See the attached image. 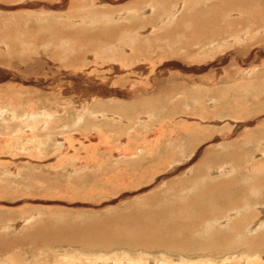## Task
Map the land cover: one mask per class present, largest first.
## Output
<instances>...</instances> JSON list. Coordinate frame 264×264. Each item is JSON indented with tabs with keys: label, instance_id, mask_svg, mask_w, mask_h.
Returning <instances> with one entry per match:
<instances>
[{
	"label": "rangeland",
	"instance_id": "obj_1",
	"mask_svg": "<svg viewBox=\"0 0 264 264\" xmlns=\"http://www.w3.org/2000/svg\"><path fill=\"white\" fill-rule=\"evenodd\" d=\"M263 231L264 0H0V264H264Z\"/></svg>",
	"mask_w": 264,
	"mask_h": 264
},
{
	"label": "bare ground",
	"instance_id": "obj_2",
	"mask_svg": "<svg viewBox=\"0 0 264 264\" xmlns=\"http://www.w3.org/2000/svg\"><path fill=\"white\" fill-rule=\"evenodd\" d=\"M214 34V33H213ZM88 98V97H87ZM76 102H81V105H78V106H80L81 108H85L88 104H89V100L88 99H82V100H78V101H76ZM82 110V109H81ZM32 112V111H31ZM83 113V112H82ZM35 114V113H34ZM47 114V113H46ZM52 114V113H51ZM12 115H14V114H12ZM93 115V114H92ZM16 117V116H15ZM30 118L32 119L33 118V121H34V126H36V116L35 115H33L32 113L30 114V113H28V114H26L24 117H23V119H24V121L26 120V121H28V119L30 120ZM83 118V117H82ZM40 120V119H39ZM39 120H37V122L39 121ZM81 122V121H80ZM79 122V123H80ZM45 123V122H44ZM74 123V122H73ZM78 124V123H77ZM28 125V124H27ZM80 125V124H79ZM78 125V126H79ZM88 126V125H87ZM29 127V126H28ZM29 135V134H28ZM33 139V138H32ZM34 139H36V138H34ZM27 142H28V140H27ZM158 215H160V214H158ZM157 216V215H156ZM163 217V216H162ZM149 220V219H148ZM157 221V220H156ZM177 223H178V221L177 220H175ZM255 221H257V220H255ZM144 223H146V222H144ZM152 223V222H151ZM180 223V222H179ZM259 223V222H258ZM255 224H256V222H255ZM145 225V224H144ZM147 225H149V224H147ZM147 225H146V227H147ZM150 226V225H149ZM154 226V227H153ZM180 226H182V225H180ZM180 226L179 227H177V225L174 223V221H172V219H169V220H167L165 223H161V224H159V226H158V232H152V236H154L155 235V237L156 238H154V240H156V241H163V240H165V238L167 237L168 238V236H169V238H173L172 240L171 239H168L167 241H164V242H160V243H166V242H172V243H176V246L177 245H183V247L185 246V244L187 245V246H189V245H191L192 244V242H194V244H197V245H200L199 247V249L201 250V251H203V252H206V250L208 249L209 251L210 250H213V248H217V247H215L214 245H213V243H215V241H217V238L220 236V238H218L219 239V241L221 240H225V241H227L228 240V237L231 235V233L232 232H239V229H238V227L237 228H233V229H231V232H230V235L229 234H227V233H224L223 231H221V230H216V231H214L215 232V235H214V237L212 236V239L211 240H207V241H205V240H199V238H196V240H194V239H191V240H189L190 239V236L191 235H189L190 234V232H189V230L190 229H186V228H182L181 227V229L183 230V232L181 231V232H179L180 234H178V232H177V228H180ZM255 226V225H254ZM140 227V226H139ZM152 227L154 228V229H156L157 227H156V223L155 224H153L152 223ZM171 227L172 229H169V228ZM177 227V228H176ZM185 227H187V226H185ZM161 228V229H160ZM250 228V227H249ZM146 229V228H145ZM153 229V230H154ZM163 229H165V231L163 230ZM166 229H168V231H166ZM176 231H174V230ZM181 229H179V231L181 230ZM148 230V229H147ZM161 231H163V232H161ZM188 232H189V234H188ZM182 233H183V235H182ZM232 234H234V233H232ZM240 234V233H239ZM242 234V233H241ZM223 235V236H222ZM225 235V236H224ZM236 235H238V233L236 234ZM235 236V235H234ZM226 237V238H225ZM233 237V235H231V238ZM245 239V238H244ZM256 241V243H253L252 241ZM188 241H191V243H189ZM210 241L212 242V245H211V243H210ZM225 241L223 242V244H222V246H218V249H219V251L220 250H222L223 251V249H224V247L223 246H226V245H229V246H227V249L228 250H231L233 247H234V245H230V244H228V243H226L225 245H224V243H225ZM221 242V243H222ZM229 242V241H228ZM230 242H231V240H230ZM233 242V241H232ZM184 243V244H183ZM189 243V244H188ZM217 243V242H216ZM218 243H220V242H218ZM174 244H170V246H169V250L170 251H172L174 248H175V246H174ZM239 245H241V246H243V248H244V251H246V252H248L249 251V256H251L252 255V253L250 254V252H253V251H255V252H259V248H260V250H263L264 249V231L263 232H261V234H259V236H257V237H255V238H249V239H245V240H243L241 243H239ZM187 246H185V247H187ZM235 246H236V244H235ZM181 247V246H180ZM210 247H211V249H210ZM236 247H238V246H236ZM252 247V248H251ZM218 249H216V250H218ZM246 249V250H245ZM187 250H188V248H187ZM226 252H228V251H226ZM170 253H172V252H170ZM174 253H172V254H170V256H168L167 255V259H169V257H171L169 260L170 261H165L166 262V264H186V261L185 260H181L180 258L178 259V258H175L174 256H172ZM210 254H212V253H210ZM244 255V254H243ZM255 256V255H254ZM131 257V256H130ZM132 258H134V259H132ZM132 258H131V260H126V261H120V260H118V259H116V260H114V262L115 263H113V262H110V264H122V263H127V261H128V263L129 264H142L141 262H137V258H135V256L133 257L132 256ZM244 258H246V257H244ZM255 258V257H254ZM228 260V259H227ZM113 261V260H112ZM226 261V260H225ZM248 261H250V260H248ZM247 261V262H248ZM244 262V261H243ZM246 262V263H247ZM251 262V261H250ZM127 263V264H128ZM191 263H193V262H191ZM216 263V262H215ZM224 263H227V262H224ZM223 263V264H224ZM245 263V264H246ZM106 264H109V263H106ZM146 264V263H145ZM189 264V263H188ZM243 264V263H242ZM250 264H263V262H261L259 259H254V261L253 262H251Z\"/></svg>",
	"mask_w": 264,
	"mask_h": 264
}]
</instances>
